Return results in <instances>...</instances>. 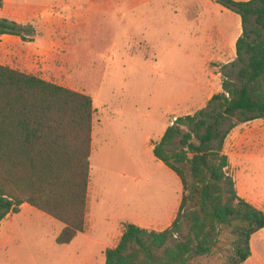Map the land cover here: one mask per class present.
Instances as JSON below:
<instances>
[{
	"label": "rangeland",
	"instance_id": "rangeland-1",
	"mask_svg": "<svg viewBox=\"0 0 264 264\" xmlns=\"http://www.w3.org/2000/svg\"><path fill=\"white\" fill-rule=\"evenodd\" d=\"M16 1L37 8L50 1L54 4L49 8L52 24L39 28L38 22H30L45 51L35 73L94 100L91 178L96 192L92 201H97L101 226L110 224L128 209L127 200L148 195V184L158 179L160 171L148 139L157 136L165 123L196 110L174 109H181L204 80V100L221 91L224 80H237V69L229 64L237 57L236 44L206 41L224 20L225 10L214 0H139L134 8L131 0H90V4L85 0V5L81 0H4L0 16L14 11ZM231 13L229 33L234 35L240 17ZM253 24L252 19L249 28ZM21 44L0 36V64L24 67L18 54ZM258 126H263L261 120L247 122L242 117L227 122L223 129L231 130L224 151L242 194L244 186L264 204V141L258 147L256 140L247 143V135ZM14 223L7 251L0 245V264H99L87 262L91 243L81 234L69 244L57 243L64 223L37 208L24 209ZM182 228L185 231L186 225ZM234 239L231 229H225L213 252L193 261L235 264L231 259ZM262 239L264 229L255 238L264 259ZM257 264L262 263L257 260Z\"/></svg>",
	"mask_w": 264,
	"mask_h": 264
},
{
	"label": "trees",
	"instance_id": "trees-1",
	"mask_svg": "<svg viewBox=\"0 0 264 264\" xmlns=\"http://www.w3.org/2000/svg\"><path fill=\"white\" fill-rule=\"evenodd\" d=\"M216 1L241 17L237 57L229 63L237 80H224L205 107L176 117L155 143L154 155L183 183L173 224L157 231L124 223L106 264H197L225 229L235 237L231 259L243 264L251 236L264 228V211L238 194L224 151L231 129H223L240 117L264 119V0ZM36 33L31 24L0 17V35L27 41ZM95 112L89 94L0 64V223L27 203L64 223L59 244L85 231Z\"/></svg>",
	"mask_w": 264,
	"mask_h": 264
},
{
	"label": "crops",
	"instance_id": "crops-1",
	"mask_svg": "<svg viewBox=\"0 0 264 264\" xmlns=\"http://www.w3.org/2000/svg\"><path fill=\"white\" fill-rule=\"evenodd\" d=\"M87 1V0H86ZM121 1V0H120ZM127 1V0H126ZM217 4H219L216 0H214ZM245 1V0H240ZM51 2V1H50ZM50 2H46L42 5H39L38 8L35 6L27 5L20 3L16 1L14 11H11L9 15L6 16H0L4 17L13 21H16L21 24H31L36 29V24L39 23V28L44 27L47 22L51 23L54 21V17L49 15V8L54 5ZM83 3L82 5H85V0H81ZM90 4V0L87 1ZM139 2V0H131V4ZM139 3L133 5L132 7L138 6ZM123 5V4H122ZM117 7L119 5H116ZM115 6V8H116ZM222 6V5H221ZM104 7H106V4H104ZM224 8L225 17H223V21L218 25L216 24V29H214L211 32V37L206 38V41L209 44H224V43H234L236 44L237 39L242 34V21L240 17V21L236 23L237 25V32L234 35H231L229 33V23L228 19L231 17L233 11L226 7ZM99 12H104L101 10H97ZM235 13V12H234ZM89 21V20H88ZM34 22V24L30 23ZM50 24V25H51ZM89 26V25H88ZM37 31V29H36ZM0 36H9L13 37L16 42H21V48H19V56L20 61L23 63L24 67L19 68L20 71L37 75L35 71L37 70V66H41L40 61L43 59V54L45 53L44 49L41 47L42 41L40 43L37 42V33L35 37L31 40L24 41L22 37L18 35H12V34H3ZM24 44V45H23ZM84 47L83 51L86 52L85 48V40L83 42ZM89 50V49H88ZM235 53V52H233ZM237 56V55H236ZM39 62V64H38ZM6 65V64H3ZM11 68H14L11 65ZM17 69V68H14ZM48 80L47 78H44ZM49 81V80H48ZM206 81H202L198 86V92L189 99H185L182 103L181 109H174V111H180V110H187L188 108H196L195 112L207 105L209 100L213 97L214 94L208 96L205 99V93L207 92L205 88H203ZM72 89V88H70ZM79 91L78 89H72ZM222 91V90H221ZM219 91V92H221ZM80 92V91H79ZM217 92V93H219ZM216 94V93H215ZM189 114H193L189 112ZM187 115V114H186ZM261 120L263 123V126H258L253 130V132L249 133L247 137L249 140L247 143H253L254 140L257 141V147L258 145H262L261 141H264V119L258 118L253 119L247 122L252 121H259ZM260 123V122H259ZM170 124L165 123L163 127L161 128L160 132L157 136L149 138L147 141V146L149 150L153 152V149L155 147V143L160 141L162 136L164 135L167 127ZM154 140V142H150L151 140ZM95 141H96V131H95V123L93 125V140H92V154H94L95 150ZM260 152V151H259ZM253 155L256 154H249L247 157H253ZM94 156V155H93ZM92 156V158H93ZM153 160L156 163L157 170L160 171V174L158 176V179L154 181L153 183L148 184L149 193L148 195L144 194L143 197H134L132 199H129L125 202V205L128 206V209L122 213L117 214L111 219L110 224H105L101 226V216H99L96 213V206L95 203L97 201H92L93 194L95 195V188L93 189V183L92 178L90 176V185H89V193H88V212H87V219H86V229L85 231L79 233L74 239L78 238L81 234L83 236L84 241H88L91 243V245H88L86 252L88 254L87 262L89 261H98L99 264H106V250L107 248H111L117 245L121 235L123 234L124 230V223H134L142 228L151 229V230H157L162 231L167 228H169L173 222L175 221L177 214L179 212L182 197H183V183L181 178L174 172L172 169H170L163 161L158 159L153 152L152 155ZM92 170V168H91ZM160 183V184H159ZM238 183V184H237ZM238 186V194L240 197L245 199L247 202L251 203L255 207L261 209L264 211V204L263 201H260L256 198H253L250 196L247 192V190L242 186V192L240 189V183L239 180L236 181V188ZM159 187V188H158ZM96 200V199H95ZM30 209L31 205L24 203L21 206V210L19 213H9L0 223V245L3 246L4 250L7 251V243L9 239V234L14 228V222L15 218L18 215H21L23 213L24 209ZM12 215V216H11ZM64 228V227H63ZM264 228L260 229L263 230ZM258 230L255 232L250 239V248L252 251L251 256L243 263V264H257V260L260 261V263L264 264V259L262 258L261 254L259 253L258 246L255 243L256 234L260 231ZM87 238L89 240H87ZM73 239V240H74ZM264 241V239H262ZM90 253V254H89ZM257 258V260H254ZM262 260V261H261Z\"/></svg>",
	"mask_w": 264,
	"mask_h": 264
},
{
	"label": "built area",
	"instance_id": "built-area-1",
	"mask_svg": "<svg viewBox=\"0 0 264 264\" xmlns=\"http://www.w3.org/2000/svg\"><path fill=\"white\" fill-rule=\"evenodd\" d=\"M176 119V118H175Z\"/></svg>",
	"mask_w": 264,
	"mask_h": 264
}]
</instances>
